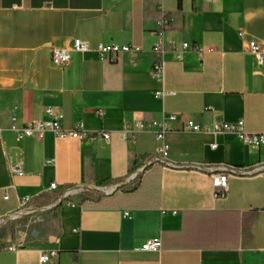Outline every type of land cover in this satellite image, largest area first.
Segmentation results:
<instances>
[{
  "label": "crops",
  "instance_id": "obj_1",
  "mask_svg": "<svg viewBox=\"0 0 264 264\" xmlns=\"http://www.w3.org/2000/svg\"><path fill=\"white\" fill-rule=\"evenodd\" d=\"M162 33L203 55L153 53ZM73 38L144 51L134 62L72 51L68 65L53 63L52 47ZM250 39L264 43V0H0V222L28 199L27 221L0 238V264H264V142L184 127L243 119L248 131L264 133V63ZM158 59L164 82L150 73ZM50 107L63 128L111 131L110 142L51 130L17 138L16 128L46 119ZM170 113L178 117L166 136L175 166L155 159L152 130L133 131L134 121ZM222 164L237 174L215 197L206 167ZM44 211L52 216L33 217ZM154 238L159 250L141 249ZM49 250L58 255L41 263Z\"/></svg>",
  "mask_w": 264,
  "mask_h": 264
},
{
  "label": "built area",
  "instance_id": "obj_2",
  "mask_svg": "<svg viewBox=\"0 0 264 264\" xmlns=\"http://www.w3.org/2000/svg\"><path fill=\"white\" fill-rule=\"evenodd\" d=\"M208 2L214 3L218 0H207ZM241 36L245 35L244 31H240ZM177 41L171 40L166 42L163 33L160 35V41L152 46L151 51L157 54H163L167 51H174L178 59L182 58L184 52L188 49L198 52L201 56L204 50L199 45H191L189 42L184 41L181 43V49L177 48ZM250 52L254 55L257 63H264V43H260L256 39L249 40ZM72 51L81 52L82 54L88 52H95L101 59L118 62L121 60L122 56L128 54L131 60L136 61L138 55L144 51L143 47L136 44H119V43H104L100 42L95 47H91L89 43L80 39L73 38L66 47H52V61L55 64L66 66L70 63L72 58ZM151 76L164 82L166 74V62L164 59H158L154 62L151 69ZM175 91H169L162 89L159 91V95L164 96L166 94H173ZM46 119H35L24 122L22 127L16 128L17 138L23 139L25 137H38L42 138L44 133L48 130L53 131L58 137H72L82 140H95L98 137L104 139L106 143L111 140V131L106 130H87L82 123H77L72 128H63L60 122V113L53 107L46 110ZM103 112L101 111V114ZM177 115L175 113H170L164 115L160 119L150 120V121H134L133 131L137 132L143 129H150L155 133L158 145L156 148L155 159L164 163L167 166H175L170 161V145L167 141V134L171 130L172 122L177 120ZM185 130L190 132H200L202 130H212L221 133H233L237 135L243 142L252 144L254 146H259L264 142L263 132H252L248 131L245 127V122L240 119L236 122H215L211 127L203 128L201 124L195 122L194 120H188L185 125ZM130 131L129 124H126L121 130V137L123 139H128ZM264 168V167H263ZM206 169L211 172L212 185L215 197L224 196L228 190V178L229 175L237 174V169L232 166L219 165L218 167H213L211 165L207 166ZM251 172V171H250ZM12 173L23 174V170L20 166L12 167ZM135 175L131 176L134 178ZM57 182H52L50 189H57ZM117 187H112L109 192H113ZM74 188L67 189L63 195L62 199H68L74 192ZM105 191V190H104ZM5 198H9L8 195ZM28 202V199L23 198L21 200L20 208L18 211L12 214L13 217H19L25 214L28 210H24V206ZM161 248V239L154 238L148 239L143 244L141 249L148 251H157ZM58 255L57 250L43 251L40 254V262L48 263L51 259Z\"/></svg>",
  "mask_w": 264,
  "mask_h": 264
},
{
  "label": "rangeland",
  "instance_id": "obj_3",
  "mask_svg": "<svg viewBox=\"0 0 264 264\" xmlns=\"http://www.w3.org/2000/svg\"><path fill=\"white\" fill-rule=\"evenodd\" d=\"M52 216V213L49 211H44L41 213H38L34 215L33 217H43V218H48ZM28 217L27 216H21L18 218L10 217L7 218L6 221L0 222V238H5V236L8 234L9 231H11L13 234H16L17 232V226L19 224H23L27 221Z\"/></svg>",
  "mask_w": 264,
  "mask_h": 264
},
{
  "label": "trees",
  "instance_id": "obj_4",
  "mask_svg": "<svg viewBox=\"0 0 264 264\" xmlns=\"http://www.w3.org/2000/svg\"><path fill=\"white\" fill-rule=\"evenodd\" d=\"M155 194V193H152V195ZM148 206L152 205V204H147Z\"/></svg>",
  "mask_w": 264,
  "mask_h": 264
},
{
  "label": "water",
  "instance_id": "obj_5",
  "mask_svg": "<svg viewBox=\"0 0 264 264\" xmlns=\"http://www.w3.org/2000/svg\"><path fill=\"white\" fill-rule=\"evenodd\" d=\"M109 193H112V192H109Z\"/></svg>",
  "mask_w": 264,
  "mask_h": 264
}]
</instances>
